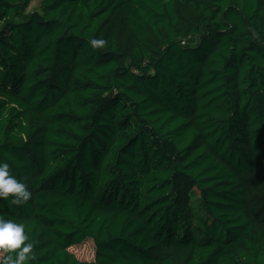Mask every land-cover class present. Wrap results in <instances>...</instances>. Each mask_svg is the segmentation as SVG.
Instances as JSON below:
<instances>
[{
    "label": "trees",
    "instance_id": "1",
    "mask_svg": "<svg viewBox=\"0 0 264 264\" xmlns=\"http://www.w3.org/2000/svg\"><path fill=\"white\" fill-rule=\"evenodd\" d=\"M32 1L0 0V264H264V0Z\"/></svg>",
    "mask_w": 264,
    "mask_h": 264
},
{
    "label": "rangeland",
    "instance_id": "2",
    "mask_svg": "<svg viewBox=\"0 0 264 264\" xmlns=\"http://www.w3.org/2000/svg\"><path fill=\"white\" fill-rule=\"evenodd\" d=\"M41 0H33L28 8L29 12L37 11L40 8ZM198 37H192L186 41L187 44H194ZM76 254L82 259H93L94 258V246L92 243H83L79 247L73 248Z\"/></svg>",
    "mask_w": 264,
    "mask_h": 264
}]
</instances>
